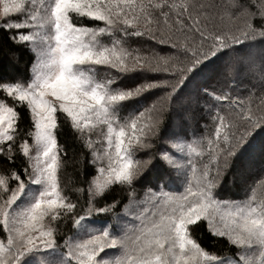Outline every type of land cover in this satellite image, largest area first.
I'll use <instances>...</instances> for the list:
<instances>
[{"label":"snow or ice","instance_id":"obj_1","mask_svg":"<svg viewBox=\"0 0 264 264\" xmlns=\"http://www.w3.org/2000/svg\"><path fill=\"white\" fill-rule=\"evenodd\" d=\"M0 49V264H264V0H0Z\"/></svg>","mask_w":264,"mask_h":264},{"label":"trees","instance_id":"obj_2","mask_svg":"<svg viewBox=\"0 0 264 264\" xmlns=\"http://www.w3.org/2000/svg\"><path fill=\"white\" fill-rule=\"evenodd\" d=\"M3 56H4V52H3L2 49H0V58H3ZM20 56H21V59H20L19 64L16 65L15 67L6 66V70L7 71L15 72L18 69L20 72H23L25 70V67H26L27 62H28V55L25 52H21ZM66 137H67V130H65V136L61 137V143H66V144H68L70 146L71 145V141L67 140ZM71 155H72V153L69 152V156L70 157H71ZM74 169H75V163H74V161L70 160V162L68 164V167L66 168L67 175L65 177V179L67 181H69V187L72 186L71 181L75 180V171H74ZM172 187L174 188L175 185H172ZM141 195H143V193H141ZM205 243H207V239L205 240Z\"/></svg>","mask_w":264,"mask_h":264}]
</instances>
